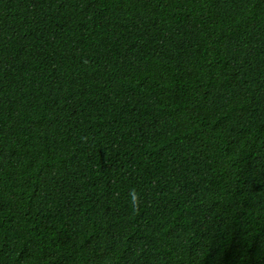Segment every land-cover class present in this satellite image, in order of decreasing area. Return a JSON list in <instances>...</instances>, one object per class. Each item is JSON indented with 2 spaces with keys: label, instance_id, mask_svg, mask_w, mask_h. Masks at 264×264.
Here are the masks:
<instances>
[{
  "label": "trees",
  "instance_id": "trees-1",
  "mask_svg": "<svg viewBox=\"0 0 264 264\" xmlns=\"http://www.w3.org/2000/svg\"><path fill=\"white\" fill-rule=\"evenodd\" d=\"M0 264H264V0H0Z\"/></svg>",
  "mask_w": 264,
  "mask_h": 264
}]
</instances>
